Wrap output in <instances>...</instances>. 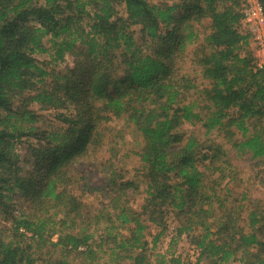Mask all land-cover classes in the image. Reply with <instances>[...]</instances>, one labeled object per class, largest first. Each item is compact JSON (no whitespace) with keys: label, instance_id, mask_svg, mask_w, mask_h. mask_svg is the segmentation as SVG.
<instances>
[{"label":"trees","instance_id":"obj_1","mask_svg":"<svg viewBox=\"0 0 264 264\" xmlns=\"http://www.w3.org/2000/svg\"><path fill=\"white\" fill-rule=\"evenodd\" d=\"M242 2L0 0V211L11 222L0 264H36L26 238L48 255L39 264H185L147 252L169 214L195 248L187 264H264L263 200L232 202L218 181L228 154L264 163V66L241 29ZM66 55L71 64L46 69ZM186 56L204 85L178 72ZM34 103L54 119L41 125ZM116 118L140 134V165L125 179L109 145L99 160L109 195L91 207L74 189L85 179L77 164L108 143Z\"/></svg>","mask_w":264,"mask_h":264},{"label":"rangeland","instance_id":"obj_2","mask_svg":"<svg viewBox=\"0 0 264 264\" xmlns=\"http://www.w3.org/2000/svg\"><path fill=\"white\" fill-rule=\"evenodd\" d=\"M150 3H174L179 2V0H148ZM117 10L119 13L124 14V7L123 5H118ZM133 31H135V37L138 38V26L132 27ZM244 32L245 29H242ZM251 45H253L251 43ZM36 58L39 60H48V55L46 53H39L36 54ZM72 58L70 55H66L64 61H59L57 63L51 62L46 65V69L49 70H57V69H63V67L66 64H71ZM177 70L180 74H187L189 77H191L198 85H204L205 81L201 78L200 74L195 72L192 69V66L188 60V56L184 58V60L179 61L178 64H176ZM179 67V68H178ZM50 77H47L48 80ZM32 107L37 111L39 114V123L42 125H46L48 121L53 120V111L51 110H42L39 108L37 104H33ZM110 138L108 139V143L106 144L93 156H91V159H86V157L82 160L80 159L79 163L77 164L78 167L81 169H85V179H81L78 182L74 184V189L79 195H83L81 198L84 201V203H87L88 206L91 207H99L101 203H98L99 201L106 202V199L109 195V188L108 190L105 186V177L107 175V167L105 169H102V166L100 165L99 160L101 158L110 156V152L108 151L109 145H115L117 148H119V155L121 156L120 162L118 163V170L125 179H133L135 170L139 167V160L137 155L134 153L135 150L139 149L142 144L141 136L138 132H136L131 126H127L123 124V120L120 118H116L112 120L110 123ZM220 139V138H218ZM25 140V139H23ZM113 141V143H112ZM108 144V145H107ZM24 144L19 143L16 146V151L18 153H23ZM230 153V152H229ZM233 154V153H230ZM228 165L225 169L224 173H226L227 177L226 179H218L220 182L219 186H225L227 185L228 188L231 189V194L229 195L230 201H238L237 196L239 193L244 192L248 198L257 197L263 200L264 202V163H256V161H250L249 159L245 158H232L228 154ZM88 165L87 167H85ZM100 170V171H98ZM218 174V173H217ZM216 174V175H217ZM84 182L88 185V187H91L92 189H87L85 192H82L84 189ZM218 186V187H219ZM86 189V188H85ZM142 186L139 188V190H133L131 192V189H129L127 193V197H129L130 203H135L136 201H140L143 198L142 193ZM221 192V191H220ZM222 193V192H221ZM233 198V199H232ZM20 201H23V198L20 199ZM229 201V202H230ZM233 202V201H232ZM27 204L24 205L23 211H29V209L26 208ZM20 209H15L14 213L19 214ZM61 214H59V217ZM6 214L0 211V230L2 231V234L8 235L10 232V220H7ZM76 215L71 214L69 215V220L75 221L77 224L79 223L78 220H76ZM103 220H101L102 222ZM168 229L166 230L165 234L162 238H160L159 242L157 243V246L155 248H150L151 246L148 245V254H156V253H162L166 255L167 257L174 255V256H180L181 260L187 264L194 260V257L196 255V251L194 246H192L185 235H181L179 237L175 234V222L173 221V215L169 214L167 219ZM101 226V225H99ZM94 225H92L91 229H93ZM124 233H126L125 228H120ZM115 230L113 229V232ZM155 232V231H151ZM98 233L99 230L94 231V242L96 243L98 241ZM150 233L149 231L146 232V234ZM3 234V235H4ZM4 235V236H5ZM28 235V234H27ZM10 237V236H9ZM9 237L7 239H9ZM56 235H52V240H54ZM148 240L150 239V235H146ZM4 238V237H3ZM90 243H92V241ZM94 242L92 243L94 245ZM30 244L31 248L27 249L28 252H31L30 254L33 258H36L35 263L39 264L45 262L44 259L47 258V254L44 252H40L39 254L36 253L37 247L36 243L28 238L24 239L23 245ZM104 247H108L107 243H105ZM40 251V250H39ZM123 253H121L122 255ZM55 257L59 256L58 253H54ZM106 257L103 258L102 261L105 260ZM125 263H128V261L125 260ZM120 264V262L118 263ZM122 264V263H121ZM227 264H242L240 261L232 260L229 261Z\"/></svg>","mask_w":264,"mask_h":264},{"label":"built area","instance_id":"obj_3","mask_svg":"<svg viewBox=\"0 0 264 264\" xmlns=\"http://www.w3.org/2000/svg\"><path fill=\"white\" fill-rule=\"evenodd\" d=\"M241 13V29L244 28L249 33L255 66L262 67L264 66V12L260 0H243Z\"/></svg>","mask_w":264,"mask_h":264}]
</instances>
